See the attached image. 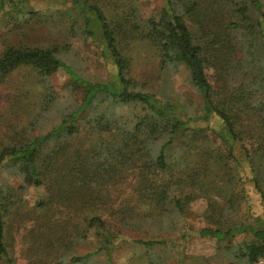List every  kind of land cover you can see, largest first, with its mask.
<instances>
[{
	"label": "trees",
	"instance_id": "trees-1",
	"mask_svg": "<svg viewBox=\"0 0 264 264\" xmlns=\"http://www.w3.org/2000/svg\"><path fill=\"white\" fill-rule=\"evenodd\" d=\"M31 1L0 0V14L39 17L25 10ZM135 4L75 0L80 19L73 21L70 33L101 43L114 68L108 82L79 75L61 56L68 47L57 44L8 46L0 55V85L21 69L43 80L48 93L43 111L59 104L54 82L59 71L67 73L65 86L74 96L62 109L61 123L46 134L37 133L34 123L0 139V174L21 176L19 191L43 187L49 194V202L32 213L28 239L36 244L30 249L36 259L30 264H117L114 252L126 244L149 250L145 264H162L173 257L177 264H186L191 257L183 255L182 242L193 235L225 245V254L238 264H258L264 258V213L235 220L237 201L226 192L234 194L228 188L231 182L215 187L230 205L221 212L231 221L215 222L209 216L212 225L199 230L184 226L181 242L131 240L104 217L117 215L132 228L127 217L135 215L136 198L149 205L147 211L160 217L159 223L168 216H184L201 174L228 167L210 149L208 126L193 125L209 123L213 117L223 125L220 137L229 147V157L239 167H249L264 202V0H164L162 10L150 18H144ZM138 48L155 53L165 83L171 74L186 69L203 100L199 116H185L173 98L150 92L137 80L132 58ZM168 87L164 84L162 91ZM80 123L91 126L96 136L80 138ZM166 174L170 180H165ZM182 185L188 187L183 190ZM199 188L212 190L209 184ZM19 201L17 188L0 183V264H15L8 219L17 214ZM128 202L130 206L121 204ZM53 207V214H44ZM57 213L65 218L52 220ZM78 248L87 250L80 253Z\"/></svg>",
	"mask_w": 264,
	"mask_h": 264
},
{
	"label": "rangeland",
	"instance_id": "rangeland-1",
	"mask_svg": "<svg viewBox=\"0 0 264 264\" xmlns=\"http://www.w3.org/2000/svg\"><path fill=\"white\" fill-rule=\"evenodd\" d=\"M134 1L139 13L144 18H150L158 14L164 7V0ZM25 10H34L39 17L26 20L15 13L0 14V55L8 46L48 47L57 44L60 47H68L61 53V56L79 75L92 82H108L112 79L114 68L109 58L104 55L101 43L82 35L70 33L73 21L80 19L79 11L81 10L79 6H75V0H32ZM100 36L98 35L97 38H100ZM132 59L134 61L133 75L140 83H144L150 92L164 93L173 98L182 107V111L184 109V114L187 113L185 116L189 118L201 114L203 108L202 97L191 85L185 68H180L177 72L171 74L168 77L169 82L165 83L163 80L164 75L159 72L157 58L153 51L138 48ZM240 72L237 71V73ZM67 80L68 75L63 70L55 76L54 82L59 93L60 99L57 102L59 104L52 105L46 112L43 111V108L48 93L44 89L43 80L25 69L12 74L4 85H0V112H2L0 117V139L5 138L7 133L17 132L16 130L24 128L28 124L35 123L36 132L41 134H46L53 126L60 124L63 111L73 103L72 99L74 97L65 86ZM164 84L169 85L166 93L162 91ZM60 105H62V108ZM123 112L130 113L125 109ZM197 124L208 126L211 139L210 149L228 167H224L225 169L221 171L215 170V172L201 174L198 187L196 189L192 188L193 200L186 206L188 209L184 216L174 217L176 215H172L174 218L171 219L168 216L164 218L162 223H159L160 217L150 215L149 209L147 211V208H150L149 205L147 207L142 205L136 198V201L132 203L135 215L127 217L131 219V224L133 223L132 228L125 227L119 221L117 215L104 216L113 229L118 228L124 231L125 236L131 240H160L164 238L181 242L184 226L199 230L202 227L212 225L209 216H212L215 222L231 221L221 212V208L228 204L227 199L221 195L218 189H215L216 185L225 187L230 182L228 188L234 194L226 192L231 194L237 201L238 210L234 212L235 215H232L235 220H250L264 213V202L251 181L249 167L244 163L239 167L234 159L229 157V147L220 137L224 131L221 121L217 117H213L209 123L198 121L193 125ZM79 129L81 132L80 138L96 136L92 127L86 123H80ZM207 146L209 144L205 148ZM235 154L243 158L237 150H235ZM235 167L237 168L233 171ZM228 169L231 172H228ZM239 170L240 172H237ZM206 177L209 181L206 180ZM165 180H170L168 174H166ZM0 183L4 186L17 188L18 195L22 200L17 205L19 207L17 214L9 216L8 219L10 253L15 260V264H30L31 259H36V254L32 250L30 251L36 244L28 239L29 231L32 228L31 224L34 223L32 213H36L40 203L49 202V194L43 187H28L19 191L23 183L21 176L6 172L0 174ZM205 184H209L212 190L199 188V186ZM187 187L182 185L183 190ZM130 192L132 191L129 189L126 191L128 196ZM134 196L135 193L132 197ZM121 204L131 205L130 202ZM211 206L215 207L213 208L214 211ZM228 206L230 205L228 204ZM55 207L47 210L44 214L49 217L53 214L52 211ZM64 218L65 216L63 217V215L57 213L51 219L63 220ZM182 245L183 255L191 257L186 264H238L235 259L229 258L225 254V245L219 244L214 239L200 238L193 235L189 240L182 242ZM84 246L83 244L81 247L84 248ZM80 248L77 249L80 253L87 250ZM147 251L149 250L141 252L139 248L126 244L118 247L114 252L113 259L117 264H145L144 262L149 260ZM141 253L144 257H141ZM177 263V257H173L162 264ZM258 264H264V258Z\"/></svg>",
	"mask_w": 264,
	"mask_h": 264
},
{
	"label": "built area",
	"instance_id": "built-area-1",
	"mask_svg": "<svg viewBox=\"0 0 264 264\" xmlns=\"http://www.w3.org/2000/svg\"><path fill=\"white\" fill-rule=\"evenodd\" d=\"M263 261V260H262Z\"/></svg>",
	"mask_w": 264,
	"mask_h": 264
}]
</instances>
